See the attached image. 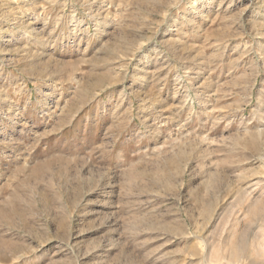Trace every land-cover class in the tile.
<instances>
[{"label": "rangeland", "instance_id": "1", "mask_svg": "<svg viewBox=\"0 0 264 264\" xmlns=\"http://www.w3.org/2000/svg\"><path fill=\"white\" fill-rule=\"evenodd\" d=\"M263 247L264 0H0V264Z\"/></svg>", "mask_w": 264, "mask_h": 264}, {"label": "bare ground", "instance_id": "2", "mask_svg": "<svg viewBox=\"0 0 264 264\" xmlns=\"http://www.w3.org/2000/svg\"><path fill=\"white\" fill-rule=\"evenodd\" d=\"M14 116H15V115H14ZM252 204H254V203H252ZM263 248H264V247H263ZM233 249H234V248H233ZM239 255H240L239 251H238V252H235V251L232 252V256H233V257H236V258H237ZM239 257H240V256H239ZM236 258H235V259H236Z\"/></svg>", "mask_w": 264, "mask_h": 264}]
</instances>
